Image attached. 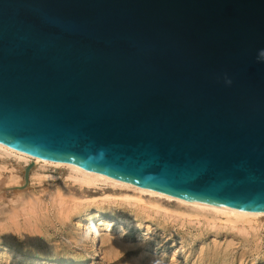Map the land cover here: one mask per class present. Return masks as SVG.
<instances>
[{
    "label": "water",
    "instance_id": "water-1",
    "mask_svg": "<svg viewBox=\"0 0 264 264\" xmlns=\"http://www.w3.org/2000/svg\"><path fill=\"white\" fill-rule=\"evenodd\" d=\"M0 142L264 209V0H0Z\"/></svg>",
    "mask_w": 264,
    "mask_h": 264
},
{
    "label": "rangeland",
    "instance_id": "rangeland-1",
    "mask_svg": "<svg viewBox=\"0 0 264 264\" xmlns=\"http://www.w3.org/2000/svg\"><path fill=\"white\" fill-rule=\"evenodd\" d=\"M17 160L0 152V264H264V217L137 200L126 187H83L68 167Z\"/></svg>",
    "mask_w": 264,
    "mask_h": 264
},
{
    "label": "bare ground",
    "instance_id": "bare-ground-1",
    "mask_svg": "<svg viewBox=\"0 0 264 264\" xmlns=\"http://www.w3.org/2000/svg\"><path fill=\"white\" fill-rule=\"evenodd\" d=\"M0 152L5 153V154L10 155V156L12 155V156L16 157L18 160H23L26 163L30 162L31 160L34 159V160H36L37 163H44V164H48V165L51 164V165L68 167L72 173V176L83 187H92V186H95L99 183H105V184L107 183V184H112L114 186L126 187L129 189H132L136 193V195L131 196V197H134L137 200H143L144 201V198H143L144 194L153 195L154 197L166 198V199L171 200V201H176L175 203L176 204L178 203L177 205H179V204H183V205L185 204L186 206L188 205V206H190V208L192 207L193 209L197 210L196 212H198V211H202V213L203 212H210L211 214H214V216H215V214L216 215H223V216H226L228 219L235 220V221H243V222L250 221V220L255 221V220L259 219L260 217H264V209H251V208H241V207H235V206H228V205H224V204H220V203L209 202V201H204V200L190 199V198H185V197L174 195V194H169V193H166V192L158 190V189L135 185V184L128 182L126 180L119 179V178H116L113 176H109V175H106L104 173H101V172H98L95 170L86 169V168H83L79 165L72 164L69 162L44 158V157H40V156H35V155L29 154L27 152L13 148L11 146H8L2 142H0ZM11 177H12V179L17 178V176L14 172L12 173ZM129 195H131V194H129ZM186 206H184V207L186 208ZM95 216L98 219H102V220L105 219L106 221L109 220V222L112 225L116 224L119 221L125 222L126 224H130L129 218H123V217L119 216V217H117L118 219H116V217L115 218L112 217L109 219V217L104 218L102 216V214L99 212L95 213ZM226 217H224V218H226ZM230 220H228V221L230 222ZM114 222H116V223H114ZM227 224H228V222H227ZM5 249H8V248L6 247Z\"/></svg>",
    "mask_w": 264,
    "mask_h": 264
}]
</instances>
